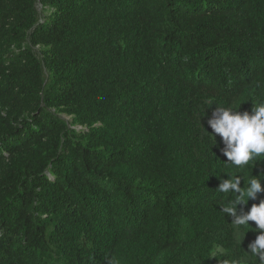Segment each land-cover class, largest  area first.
<instances>
[{
  "label": "trees",
  "instance_id": "obj_1",
  "mask_svg": "<svg viewBox=\"0 0 264 264\" xmlns=\"http://www.w3.org/2000/svg\"><path fill=\"white\" fill-rule=\"evenodd\" d=\"M261 103L264 0H0V264H259L208 119Z\"/></svg>",
  "mask_w": 264,
  "mask_h": 264
},
{
  "label": "clouds",
  "instance_id": "obj_2",
  "mask_svg": "<svg viewBox=\"0 0 264 264\" xmlns=\"http://www.w3.org/2000/svg\"><path fill=\"white\" fill-rule=\"evenodd\" d=\"M208 125L215 140L217 135L222 139L225 147L221 151L227 158L225 164L236 168L247 166L250 162H254L255 167L264 165V103L258 106L254 104L251 112L218 106L208 119ZM224 176H217L220 184L216 190L228 197L226 201L220 203V212L232 218L230 224L235 229H247L251 226L250 221L255 222L254 231L259 234L248 244V251L245 252L258 259L259 264H264V199L258 204H252L247 211L238 212V206H246L250 199L257 200L258 194L264 192L262 187L264 171L259 175H253L247 181L239 175L234 177L227 175V179ZM244 238L245 235L243 240ZM108 264L112 262L108 261Z\"/></svg>",
  "mask_w": 264,
  "mask_h": 264
}]
</instances>
